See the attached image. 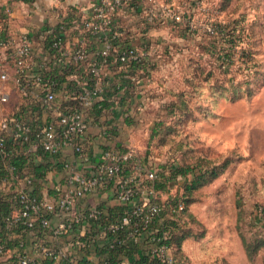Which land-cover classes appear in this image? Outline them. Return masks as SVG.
Instances as JSON below:
<instances>
[{"label":"built area","instance_id":"2783aa9c","mask_svg":"<svg viewBox=\"0 0 264 264\" xmlns=\"http://www.w3.org/2000/svg\"><path fill=\"white\" fill-rule=\"evenodd\" d=\"M90 9L86 14L78 6L72 8L70 20L60 19L53 29L49 46L41 47L36 35L26 31L17 36H0L7 62L0 65V79L9 80V66H15L13 80L22 95L41 87V103L53 112L51 119L39 125L35 133V140L52 153L72 144L79 156H86L83 137L89 125L88 111L104 90V65L115 64L118 73L133 77L138 84L140 78L132 76L131 69L136 62L149 57L148 47L138 45L139 38H144L138 31L147 35L156 22L185 18L181 7L172 10L170 3L162 0H93ZM12 12L10 0H0V33L5 32ZM69 30L76 33L75 38H68ZM127 30L139 34V38L133 39ZM40 47L44 56L38 60ZM55 70L66 73L64 79L57 80L53 76ZM60 86H64L66 104L57 102ZM8 98L9 92H3L1 99ZM32 128L31 121L20 115L4 116L0 121V154L8 153V134L23 143L31 140ZM135 155L131 145L126 149H102L88 173L71 176L70 187L55 199L40 198L28 188L20 190L21 206L5 218V224L32 233L34 248L42 257L33 259L18 249L12 253L10 238L0 237V264H44L47 258L54 263L68 257V250L49 240L51 235H74L73 245L83 249L92 246V256L103 254L104 264H113L108 251L124 247L143 248L153 262L126 257L118 264H180L168 242L170 230L160 227L159 222L165 206L175 213L183 204L175 203L173 196L155 186L157 171L138 165ZM26 182L31 184L32 179L27 177ZM95 191L113 193L123 205L122 210L109 213L101 204L81 207V198ZM92 256L84 262L68 258L70 264H100Z\"/></svg>","mask_w":264,"mask_h":264},{"label":"rangeland","instance_id":"374dc122","mask_svg":"<svg viewBox=\"0 0 264 264\" xmlns=\"http://www.w3.org/2000/svg\"><path fill=\"white\" fill-rule=\"evenodd\" d=\"M162 1L172 10L181 7L186 18L192 14L196 25L207 21L211 11L215 17L219 2ZM228 5L219 19L246 14L250 23L261 18L253 38L244 42L248 46L249 41L257 59L252 67L236 61L224 71L210 52L201 50L202 36L184 34L169 18L154 23L147 35L138 31L142 39L127 30L156 62L122 128L138 165L160 171L162 164L174 161L211 167L229 160L224 172L194 189L188 204L179 200L182 208L171 212L180 226L177 233L187 234L180 247H172L182 264H264V217L258 210L264 205V0H230ZM237 82L241 89L234 90ZM12 86L0 79V121L16 101L14 93L1 99ZM243 92L239 98L230 96ZM158 121L162 123L151 137ZM183 178L176 180L169 197L182 194Z\"/></svg>","mask_w":264,"mask_h":264},{"label":"crops","instance_id":"0c3cea01","mask_svg":"<svg viewBox=\"0 0 264 264\" xmlns=\"http://www.w3.org/2000/svg\"><path fill=\"white\" fill-rule=\"evenodd\" d=\"M93 0H66L65 2H58L57 0H10L13 6V12L9 17V20L5 24V33L12 36L26 31L36 35L38 42L42 45H49L52 38V31L58 25L60 19L70 20L72 15H69L72 8L78 6L86 14L91 12L90 5ZM76 5V6H75ZM77 10V9H76ZM76 33L74 31H68V38H75ZM92 41V40H91ZM92 43V42H91ZM41 47L37 59L43 58L41 53ZM0 65H3L5 61L4 49L0 47ZM7 63V62H6ZM1 69V67H0ZM13 69L12 71H10ZM10 79L9 82H13L12 89H9V98H13L14 93L16 101L10 105V109L7 115L16 113L21 117L29 120H41L47 121L51 119L53 112L40 107L41 96L44 94L42 88L37 86L29 92L27 96L22 95L19 90V86L13 80L15 77V66H9ZM104 71V90L98 99L108 93V88L121 79L120 73H118L117 66L113 63L106 64L103 67ZM63 79V78H62ZM140 83V82H139ZM136 83V88L133 90L130 86H121L113 95L109 97L110 100L114 99V105L105 108L100 116L94 117L92 115L91 107L88 111L89 125L84 134V150L86 156H79L72 144H66L62 147L57 158L49 157L44 158L38 143L35 141L29 142V146L24 149L28 153L27 162L42 163L45 160L49 163L47 170L43 178L41 179V195L49 199H55L58 195L64 192L70 187L69 179L75 174H86L93 163L100 158V152L106 147H114L120 149H126L130 145L127 135L122 131L123 126L128 122V116L133 109L135 102L143 96L138 88L140 84ZM130 87V88H129ZM132 90L136 92V94ZM64 86H60L58 89L57 102L63 104ZM108 97V96H107ZM14 100V99H13ZM51 112V113H50ZM110 128L109 134L106 132V128ZM121 132H120V131ZM23 150L18 147H13V150ZM19 150V151H20ZM14 169H10V172H14ZM13 174V173H12ZM18 175H12L9 179H2L0 182V192L4 193H18L20 190L28 188L32 189V184L26 182V178L31 179L35 177L34 168L32 165H25L21 171H18ZM81 207H90L92 205L101 204L105 207L109 213L119 210L120 203L115 199L113 193L110 192H90L81 198ZM16 209L14 210V212ZM8 228V227H7ZM11 229V228H9ZM2 227L0 225V235ZM10 238L8 241L10 247L13 248L12 253L21 250L31 256L33 259H40L42 255L34 248V237L32 233L25 230L14 229L8 235ZM74 235L65 237L50 236L49 240L52 243H56L58 246L65 248L69 252L68 257H72L78 262H84L86 258L92 256L94 249L92 246L80 248L72 244ZM18 249V250H16ZM105 251V250H101ZM132 252H125L116 255V258L124 261L127 257L129 259L139 260L145 255V251L141 247H134L130 249ZM137 253V255H134ZM68 257H62L53 264H70ZM95 261L100 264H104L103 254L93 255ZM45 261V259H44Z\"/></svg>","mask_w":264,"mask_h":264},{"label":"trees","instance_id":"16d2710c","mask_svg":"<svg viewBox=\"0 0 264 264\" xmlns=\"http://www.w3.org/2000/svg\"><path fill=\"white\" fill-rule=\"evenodd\" d=\"M230 0H219L217 5H215V10L217 11V14L215 17H213V11L210 12V16L208 17L207 21L204 20L202 24L195 23V20L191 15H188L189 17L186 18L184 16V20L181 21H175L172 19V21L175 22V25H177L178 30L182 29L183 33L186 35L191 36L192 34H199L202 36V42L200 43L201 50H205L207 52L211 53L212 57H215L217 66L219 68H223L224 71H227V69L233 65L238 63L240 66L243 64H246V67H252L251 64L256 65L255 62H257V59L254 57V50L252 46H249L250 43L248 41V46L244 45V42L246 38L248 37L253 38L254 36V27L256 26V23H261V18L256 20L252 19L250 23L248 22L247 15H240L239 17H227L224 19H219V14L221 11H225L229 7ZM206 23H209L206 25ZM205 25V26H203ZM208 26H211L212 28L209 29ZM251 30V32H246L247 30ZM5 32L0 33V36H3ZM209 38V42L207 38ZM142 39V38H141ZM129 40V39H128ZM118 42V41H117ZM50 45V44H49ZM47 45V46H49ZM240 46L241 52L239 53L237 50V47ZM156 62L150 58V57H144L142 60L136 62L131 71L132 76H136L140 78V83H142V80L144 77L151 75L152 69L155 67ZM222 70V71H223ZM58 70H55L53 73V76L57 80L64 79V76L66 73H59ZM212 72V69L210 70ZM209 73L206 75L205 78H208ZM240 83L234 84L236 88L238 89ZM130 86L134 90L136 88V82L134 81L133 77L130 76H124L121 75V79L113 83L108 88V93L106 92V95L103 96L101 99H98L95 101V103L91 106L92 115L94 117L100 116L102 114V111L110 107L111 105H114V99L110 100L109 97H113L114 93L121 87V86ZM130 88V87H129ZM248 93H250L251 89L250 87H247ZM228 91H230L227 87L225 89L224 94L225 96H228ZM134 91H132L133 94ZM136 94V92H134ZM243 93H235L230 95L233 98H239ZM108 96V97H107ZM175 102V101H174ZM67 101L63 100V104H66ZM40 107H44L43 104H39ZM16 114V113H14ZM17 115V114H16ZM126 116H129L127 114ZM49 121V120H47ZM47 121H41V120H34L31 121L32 123V132H31V140L21 143L17 139H14L11 134H8L6 136V148H7V154H0V182L2 179H9L12 175H18V171H21L24 166L32 165L35 172V177L32 178V189H30L31 193H34L38 195L40 198L43 197L41 195V179L43 178L45 171L47 170L48 162L45 160L42 163H34V162H27V156L28 153L24 149L25 147L29 146V142L35 141L39 145L42 155L45 159L49 157L57 158L59 153H52L46 149L37 141L35 140L36 136V130L38 129L39 125H42L43 123ZM161 121L155 122V124L152 127V133L151 137L155 136V134L158 131L159 125H161ZM106 132L109 134L110 128H106ZM22 148L23 150H13V147ZM229 163V160H226L221 165H213L211 167H203L200 163H197L196 165L192 163H179L177 161L168 163V164H162L160 171L157 169L158 177L155 180V186L161 190L162 192H168L170 193L172 191V188L176 182V180L182 175L184 177V184H183V192L182 194L178 195L173 198L172 201L175 203L179 202V200H183L185 203H189L191 201V194L194 189H197L201 186L206 185L207 183L211 182L215 178H217L224 170L226 169L227 165ZM13 168L14 172H10V169ZM129 170V169H128ZM192 174V177L189 176V174ZM21 206V203L18 198V193H4L0 192V225L2 227L1 235L3 239L7 237V235L14 230L15 228L9 229L6 227L5 224V218L8 216H11L14 210H18ZM123 205H120L119 210H122ZM117 210V211H119ZM259 212L264 217V205L262 206V209H258ZM170 212V214L168 213ZM174 213H171L170 209L165 206L162 211V221L159 222L160 227H165L170 230V236L168 237V242L174 246L176 243L178 247L181 246L182 241L185 237H187V234L184 233L182 235H179L176 231V229H179L178 222L176 221L175 217L173 215ZM157 226V225H155ZM11 244L8 241V245ZM131 248H120L119 250L125 251V252H132L130 251ZM107 250V249H106ZM119 250H110L109 252V259L112 260L113 264H118L122 262V260H119L116 258V255H118ZM136 260V259H135ZM139 260H144L146 262H153L151 259H149L148 256L141 257ZM137 260V261H139ZM178 262L180 264L183 263L182 260L177 258ZM53 260L45 259L44 264H52Z\"/></svg>","mask_w":264,"mask_h":264}]
</instances>
